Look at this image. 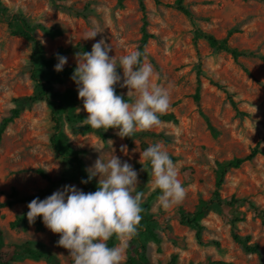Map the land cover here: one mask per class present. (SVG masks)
Masks as SVG:
<instances>
[{
  "label": "rangeland",
  "instance_id": "374dc122",
  "mask_svg": "<svg viewBox=\"0 0 264 264\" xmlns=\"http://www.w3.org/2000/svg\"><path fill=\"white\" fill-rule=\"evenodd\" d=\"M175 1L163 0L158 5L155 0H146L148 28L154 38L143 63L153 66L152 83L169 91L170 107L165 113H174L177 120L160 121L158 126L141 130L156 135L141 134L135 145L129 146L126 137L117 135L119 129L105 130L110 134L106 140L94 131L78 129L88 115L79 98L75 121L64 117L62 149L65 154L82 152L87 175L86 169L98 158L107 160L113 155L137 171L136 191L143 193L141 204L150 205L147 224L161 241L137 228L124 246L122 264H131V257L143 247L152 264H168L175 254L179 264H264V155L240 168L228 169L221 196H215L220 164L250 153L257 144L264 149V0H185L203 30L219 38L231 34L230 44L244 52L238 59L205 39L196 41L190 18L170 6ZM22 25L41 39L48 57H67V67L77 64V53L90 52L101 39L112 46L109 56L139 50L144 19L139 0H0V124L17 106L16 98L31 95L36 89L33 43L21 34ZM51 28L58 31L50 33ZM93 29L101 32L94 39H84ZM116 70L122 84L123 70L119 66ZM199 80L200 103L194 98ZM213 82L229 90L237 107ZM120 84L115 87L127 95L128 88ZM53 85L55 90H72L78 96L70 77ZM53 116L52 105L46 100L25 104L20 117L0 139V204L14 201L12 206L1 207L0 243L15 244L20 250L31 246L51 251L59 264H73L69 250L57 244L59 234L46 227L37 229L36 221L30 224L26 216L27 205L34 198L42 200L65 185L83 191L77 170L52 146ZM155 143L177 157L174 164L186 191L180 203L167 209L159 204L160 190H153L147 162L148 171L140 163V152ZM39 169L51 179L43 177ZM98 180V176L91 180L95 191ZM205 200H213L214 205L202 220L200 231L188 222L183 210L194 212ZM235 234L258 244L260 252L247 251ZM121 243L116 238L115 246ZM14 264L50 263L20 254L14 257Z\"/></svg>",
  "mask_w": 264,
  "mask_h": 264
},
{
  "label": "clouds",
  "instance_id": "9594fccd",
  "mask_svg": "<svg viewBox=\"0 0 264 264\" xmlns=\"http://www.w3.org/2000/svg\"><path fill=\"white\" fill-rule=\"evenodd\" d=\"M99 32L93 29L83 38L94 39ZM111 51L112 46L101 39L90 52L77 53V66L70 79L76 83L78 98L88 114L83 125L119 129L117 135L121 138L132 137L137 130L160 124L158 114L170 107V93L152 83L153 66L142 63L139 50L119 57L109 56ZM56 55L54 69L60 72L67 57ZM118 66L123 70L122 84ZM117 84L128 88L129 99L116 94ZM144 162L150 165L153 190H160L159 204L167 209L180 203L186 191L173 160L160 143L140 152V163L147 170ZM86 171L88 177L81 183L87 184L98 176L96 191L85 193L65 185L42 200L34 198L27 205L28 222L34 223L42 216L45 227L59 234L57 244L69 250L73 264H122L124 246L136 235L142 219L143 193L136 191L138 173L115 155L107 160L98 158ZM114 236L122 243L109 247L107 242Z\"/></svg>",
  "mask_w": 264,
  "mask_h": 264
},
{
  "label": "trees",
  "instance_id": "16d2710c",
  "mask_svg": "<svg viewBox=\"0 0 264 264\" xmlns=\"http://www.w3.org/2000/svg\"><path fill=\"white\" fill-rule=\"evenodd\" d=\"M139 2H140L141 10L143 12V19H144L143 38L139 48V51L142 54L141 61L143 63L144 58L147 54V46L150 40L154 38V34H152L148 28L150 22H149L148 5L146 3V0H139ZM155 2L158 5L163 4V0H155ZM170 6L175 7L176 9L182 11L186 16L190 18L192 24L195 27L196 41H198L199 39H205L210 43L212 47L216 48L217 50L226 51L232 54V56L235 59H238L240 56L244 55V52L242 50H240L238 47H233L230 44L229 40L231 34H229L225 38H219L215 34L203 30L197 24L195 15L193 11L190 9V7L185 3V0H176ZM57 31L58 30L51 28L50 33L54 34ZM21 34L33 43V49L31 53V62L33 65L32 79L36 83V89L34 93L31 95L22 96L15 99L17 106L14 109H12L11 114L9 116H6L0 124V139L7 131L10 124H12L17 118L20 117L22 113L23 105L31 104L39 101H45V100L50 102V104L52 105V110L54 114L53 119L55 122V132L51 137L52 146L58 156L62 157L66 161H69L73 165V167L77 170V174L79 176V180L81 183L82 179L86 180L88 177V175L85 173V161L81 157L82 152L73 151L72 153L65 154L61 146L62 144L61 131L63 129L64 117H67V119L70 122H74L75 119L77 118V116L74 115V110L77 107H79L81 103L78 102L79 98L76 95V93L73 92L72 90H67L66 92H60L58 90H55L53 85L54 82L56 81L62 82L66 77H71L77 64L64 67L63 70L60 72L55 71V69H52V66H54L58 62L57 56L52 55L51 57H48L46 55V49L44 43L41 41L40 38H38L37 35L33 33V31L27 25L21 26ZM261 57L264 60V56ZM213 83L216 84L219 88L223 89L232 98L231 94L229 93V90L225 86L217 82H213ZM115 90H116V94L121 95L126 100L129 99V97L127 95L122 94L117 87H115ZM194 98L198 103H200L201 80H199V85L194 95ZM232 103L235 107H237V102L233 98H232ZM158 115L160 121L177 120L174 113H163ZM78 129L85 131H94L98 133L105 140L110 137V134H108V132L105 131L104 129H93L88 125H84ZM141 134L156 135V133L154 132H144L141 130H137L132 137H126L128 145L134 146L136 137ZM258 155H264V149L261 147V144H257L250 151V153L244 156L236 157L225 164H220V168L218 169V181H217L215 196L217 198L221 196V189L225 182V175L228 169L240 168L245 163L252 161ZM169 156L173 160V162L177 161L176 156L172 154H169ZM148 167L150 168L149 164ZM39 173L43 177L47 179H51V176L47 174L45 170L39 169ZM81 185L85 193L95 191L92 186V181L87 184L81 183ZM137 191L140 192L139 190ZM13 204H14L13 200H9L5 203H1L0 211L2 206L3 207L12 206ZM213 205H214L213 200H205L200 205V207L194 212L186 213L183 210V215L188 220L189 223L196 224L201 231V229L203 228L202 220L208 216ZM141 208H142V212L140 213V215L142 219L138 225V228L141 230H146L157 242H160L161 238L157 234L156 230L152 226L147 224V214L150 210L149 203L141 204ZM36 223H37V229L45 230V225L42 222V216H38L36 218ZM2 234H3V230L0 228V238ZM234 237L237 241H241L245 245L247 251L257 252V253L260 252L259 245L256 243H250L249 238L242 239L237 234H235ZM107 243L109 247L115 246L116 237L114 236ZM20 254H27L36 258H44L48 260L50 264H59V260L57 256L51 251H45L31 246H27L24 249L20 250L18 246L15 244L2 245L0 243V262L2 264H14V257ZM130 261L131 264H152L148 255L145 253V247H143V250L137 252L135 256L131 257ZM168 264H179L178 255L177 254L173 255L171 260L168 262ZM212 264H234V263L213 262Z\"/></svg>",
  "mask_w": 264,
  "mask_h": 264
}]
</instances>
